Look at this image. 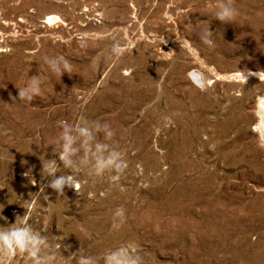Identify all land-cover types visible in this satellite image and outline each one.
Segmentation results:
<instances>
[{"label":"rangeland","instance_id":"rangeland-1","mask_svg":"<svg viewBox=\"0 0 264 264\" xmlns=\"http://www.w3.org/2000/svg\"><path fill=\"white\" fill-rule=\"evenodd\" d=\"M57 55L69 74L48 71ZM34 75L40 93L18 100ZM262 98L264 0H0V226L24 215L65 258L130 243L143 264H264ZM81 116L109 125L127 167L81 169L59 195L42 165Z\"/></svg>","mask_w":264,"mask_h":264},{"label":"clouds","instance_id":"clouds-1","mask_svg":"<svg viewBox=\"0 0 264 264\" xmlns=\"http://www.w3.org/2000/svg\"><path fill=\"white\" fill-rule=\"evenodd\" d=\"M236 14V9L230 4L221 3L218 5L213 15L217 21L228 22ZM213 32L209 27H202L199 30L198 38L206 46H213ZM122 49L119 42H114L109 50V56L119 59ZM44 63L50 73L69 74L71 72L70 62L63 56L45 57ZM241 78L246 79L250 72L239 71ZM252 73V75H255ZM41 79L38 75L28 77L24 86L17 89L18 100L26 102L32 101L33 97L41 91ZM61 131L57 139L58 150L56 159L45 160L42 165L43 175L49 177L47 187L54 190L56 194L62 195L65 186L77 183V176L81 169H89L95 176H101L105 172L113 173V179H118L119 175L127 167V162L123 154L116 147L111 146L109 141L113 136V131L106 123L89 121L86 117H79L78 121L72 124L59 122ZM101 134L103 139L98 138ZM59 161V165L57 164ZM63 165L65 169H70L68 174H57L59 167ZM114 220L123 222L124 209L117 207L113 212ZM2 217L0 220H4ZM7 226H0V252L9 257L17 254L26 256L31 264H60L63 259L71 264L75 257V264H143V258L135 247L130 243H125L109 250L101 256L79 255L71 253L68 257L60 255L59 244L55 245L49 239L36 231L23 216L15 217L11 224L5 221Z\"/></svg>","mask_w":264,"mask_h":264},{"label":"bare ground","instance_id":"bare-ground-1","mask_svg":"<svg viewBox=\"0 0 264 264\" xmlns=\"http://www.w3.org/2000/svg\"><path fill=\"white\" fill-rule=\"evenodd\" d=\"M194 77L196 80L197 76L194 75ZM259 113H260L259 128H260V133H261L262 139L264 141V98H262L259 101Z\"/></svg>","mask_w":264,"mask_h":264}]
</instances>
